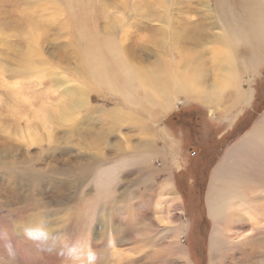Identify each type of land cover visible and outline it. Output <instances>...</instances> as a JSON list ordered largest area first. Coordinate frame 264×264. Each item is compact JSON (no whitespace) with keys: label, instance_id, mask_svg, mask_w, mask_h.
<instances>
[{"label":"rangeland","instance_id":"obj_1","mask_svg":"<svg viewBox=\"0 0 264 264\" xmlns=\"http://www.w3.org/2000/svg\"><path fill=\"white\" fill-rule=\"evenodd\" d=\"M177 1L74 0L70 16L65 0H47V6L60 13L46 12L45 26L50 27L45 38L30 36L29 42L39 49L29 53L31 65L25 63L21 48H7L17 43L15 37L0 32V264H232L233 254L226 250V242L213 243L216 223L207 199L216 167L264 114V44L256 55H244L250 63L259 58L254 68L258 72H249L244 62L240 66L241 84L253 89L250 103H239L230 91L225 99L212 98L205 104L180 96L171 110L154 117L147 108L134 106L79 75L83 62L90 73L87 54L97 56L92 48L101 43V31L114 32L120 39L121 28L125 27L129 36L140 19L151 20L152 26L166 25L172 36L157 38H164L161 40L167 44L174 39V20L181 17L206 20L209 34L223 31L219 9L209 0ZM179 2H192L194 12L188 11L186 4L175 9ZM241 2L244 8L245 0ZM37 21L42 23V19ZM231 40L239 57L249 53L239 45L236 33ZM210 43L205 47L215 46ZM59 44L65 48L59 50ZM171 49V54L168 47L161 55L145 59L165 61L174 69L161 72L168 82L187 80L188 75L175 67L182 57L180 50ZM126 57L130 62L133 58L127 52L121 55L129 66ZM206 59L213 81L221 75V66L213 56ZM105 62L118 70L116 54L107 53ZM16 84L24 86L26 94L22 95L27 99L14 93ZM67 100L70 105L76 102V110H70V105L68 111L62 109ZM86 101L96 109L88 111ZM40 108L44 112L62 109L70 120H45L40 117ZM86 116L95 120L97 135L85 131L81 123ZM143 125L146 128L142 131ZM24 156L34 158L35 168L44 171L48 179L64 176L58 173L61 167L54 166L56 159L69 179L77 180L65 189L58 186L68 203L65 205L72 210L46 215L37 210L28 219L19 214L26 204L36 202V197L52 203L60 198L56 194L48 200L46 194L37 196L35 191L34 199H29L11 189L14 182L6 173L12 168L2 161ZM68 160L78 162L65 171ZM90 161L95 164L88 168ZM258 164L261 166L252 170L253 178L264 181V162ZM166 180L173 181L179 204L171 202L174 193L162 189ZM40 186L43 191L44 182ZM258 186L251 187L247 196L264 205V183ZM50 188L47 183L45 192H52ZM259 211L264 212L262 207ZM227 223H231L233 233L240 231L235 221Z\"/></svg>","mask_w":264,"mask_h":264},{"label":"bare ground","instance_id":"obj_2","mask_svg":"<svg viewBox=\"0 0 264 264\" xmlns=\"http://www.w3.org/2000/svg\"><path fill=\"white\" fill-rule=\"evenodd\" d=\"M65 1L70 7L69 15L72 16L74 12L72 10L74 9L73 3L75 2L74 0ZM202 1L204 2L205 0ZM209 1L219 9L220 26L222 24L223 28L221 33L214 31V33L211 32L209 34L206 20L181 17V19L174 20V39L172 43L167 44L164 42L165 40H161L164 38H157L158 35L165 36L167 34V36H172L169 32L167 33L166 25L152 26L150 24L151 20L143 21V19H140L134 25L135 30L129 36L127 29L125 27L121 28L120 34L122 35H120V39L117 38L116 33L113 34L114 32L106 33L101 31V43L94 45L92 48L97 50V56L95 54H87V58H91L90 73L87 72V64L83 62L79 75L86 80L89 79V83H98V85L108 91L121 95L128 103L134 106L147 108L154 117L171 110L174 100L180 96L205 104L210 103L212 98L220 99L222 97V99H225L226 91H230L239 99V103H250L253 99V89L245 88L244 84H241L238 78L240 76L238 75H240L242 62H244L243 67H246L249 72L259 71L254 69L255 63L260 62L259 58L250 63L249 59H244V55H247L248 58L256 55L259 47L261 48V45L264 44V0H245L246 5H244V8L241 6L243 4L241 0H239V3L238 0ZM46 2L47 0H0V32L5 36L8 34L11 37L14 36L15 40H17V43L14 42L13 45L6 42L4 46L8 44L7 48L14 51L21 48L27 65L30 64L29 53L31 51H39L34 42H29L30 36L33 37L34 34H38L45 38L50 27V25L45 26L46 12L52 13L54 10L57 15L60 13L54 6H47ZM176 2L178 4L177 0ZM183 4H186L188 11L194 12L192 2L182 4L179 2V5H175V9H181ZM241 10L243 11V17ZM39 19H42V23L37 21ZM107 19L109 18L107 17ZM39 28L42 30L41 33H39ZM57 29H61L60 25H57ZM9 31L11 33H7ZM235 33L240 38L239 45H242L249 52L243 53L242 57L236 54L237 49L232 44V35ZM142 41L144 42L143 44L141 43ZM210 42H214L215 46L210 45L211 48L205 47ZM172 46L181 52L182 57L175 67L188 75L187 80L178 81L175 79L168 82L167 76L161 72L164 69H174L168 68L169 66L165 61L157 59L153 63V61L148 62L145 59L147 56L161 55L160 52L168 47H170L171 54L173 53ZM57 48L59 50L64 49L65 45L59 44ZM124 52H127L133 58L130 62L126 57L129 66L123 63L124 61L121 59V55H124ZM107 53L116 54L118 70L115 68L114 70L111 69L105 62ZM209 56L216 58V62L221 66L222 71L221 75H216L213 81L211 76H208V67L206 66V58ZM159 61L160 63H158ZM23 73L17 72L16 75H23ZM13 91L20 98L22 96L27 99V97L22 95L26 94L23 85L16 84ZM67 101L63 103L65 107H62V109L68 111L70 102L68 101V103ZM77 107L76 102H73L70 105V110H76ZM62 109L54 111L48 108L47 112H44L40 108V117L48 121H52L56 117L70 120ZM86 109L90 111V109H96V106L86 101ZM83 120L85 122L81 124L85 125V131H91L97 135L95 120H91L90 116L84 117ZM134 127L136 128L137 126L134 125ZM145 128L146 126L143 125L141 127L142 131ZM63 135L65 136V134ZM57 144L61 145L62 143L57 142ZM13 149L10 151H13ZM5 151L9 153L8 150ZM1 153L2 149H0ZM34 160V158L24 156L20 157L19 160L7 157L6 160L2 161L4 166L11 165L12 168V170H8L9 173H6L7 179L14 182L11 185V189H14L18 194H27L29 199H34L35 191H37V196L43 197V193L46 194L48 200L56 194H59L60 198L57 199L58 202L52 203L36 197V202L26 204L19 214L24 219H28L37 210H39L37 213L40 215L43 213L46 215L49 212L58 214L72 210V207L66 206L68 203L65 201L63 191L58 186L65 189L77 182V180L71 181L68 173L63 171L62 166L58 164L59 161L56 159L54 166L57 169L61 167L58 173L64 176L63 178L48 179L43 176L44 171L41 172L35 168L36 163ZM260 161L264 162V114L248 134L226 153L216 167L209 187L207 203L210 214L216 223L213 243L226 242V250L231 255L233 254L230 262L232 264H264V212L262 214L259 211L261 207L264 210V205L262 204L263 202L249 200L247 196V191L251 190V187L255 188L259 184L264 183L263 180L257 181L253 178L256 175L252 170L258 165L261 166V164H258ZM77 162L68 160V168L65 171H69L72 164L75 165ZM94 164L90 161L86 166L90 168L89 166ZM43 182L44 187L47 183L51 184L50 189L52 192H45L44 187L42 191L40 184ZM173 186V181L171 180H166L161 185L162 189L169 190L170 194L174 193ZM260 190H262V187H260ZM170 197L173 205L179 204V198L175 193L174 195L171 194ZM170 206L168 205L169 208ZM50 208L54 209L50 210ZM236 209H238L237 212L234 211ZM231 220L235 221V227L240 229V231L232 232L233 229L229 228L231 223H227V221ZM248 221H251V223H248ZM78 222L79 218L75 219V223L77 224ZM184 226L185 224L181 227L183 228ZM248 227L249 229H246ZM250 231L251 233H249ZM215 264H223V262L219 261Z\"/></svg>","mask_w":264,"mask_h":264}]
</instances>
